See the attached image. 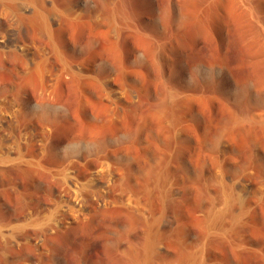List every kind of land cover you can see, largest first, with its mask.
Here are the masks:
<instances>
[{
	"label": "rangeland",
	"instance_id": "374dc122",
	"mask_svg": "<svg viewBox=\"0 0 264 264\" xmlns=\"http://www.w3.org/2000/svg\"><path fill=\"white\" fill-rule=\"evenodd\" d=\"M50 1L64 56L124 101L113 111L85 85L80 111L48 109L49 147L76 150L70 138L92 132L120 168L115 193L135 208L51 230L47 174L5 167L0 264H264V0ZM12 79L38 95L36 73L0 69V86ZM77 88L67 79L53 94Z\"/></svg>",
	"mask_w": 264,
	"mask_h": 264
},
{
	"label": "bare ground",
	"instance_id": "6f19581e",
	"mask_svg": "<svg viewBox=\"0 0 264 264\" xmlns=\"http://www.w3.org/2000/svg\"><path fill=\"white\" fill-rule=\"evenodd\" d=\"M46 9L50 11L48 17ZM58 16L50 0H0V69L11 78L20 79L34 72L40 82L38 95L33 96H23L13 79L0 86V128L7 126L14 137V141L10 137L12 143L5 144L3 134L0 135L4 142L0 145V172L14 166L47 174L53 191L47 203L50 208L42 217L47 226L50 222L51 230L78 224L115 208H135L129 197L115 193L120 168L115 155L107 152L108 144L92 132L70 138L69 144L76 146V150L70 147L61 154L56 147H49L58 117L48 109L60 112L64 118L69 116L68 110L80 111L91 99L83 94L84 99L80 98L85 85L95 84L101 91L100 101L113 111L122 108L124 101L122 92L113 88L112 82L91 74L88 62L64 56L52 28ZM2 22L6 27L1 26ZM15 24L18 31L13 29ZM67 79L76 84L80 95L56 97L53 89ZM134 97L131 92L127 101ZM19 123L23 124L21 131Z\"/></svg>",
	"mask_w": 264,
	"mask_h": 264
}]
</instances>
